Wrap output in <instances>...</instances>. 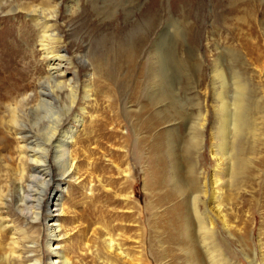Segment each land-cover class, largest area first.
Wrapping results in <instances>:
<instances>
[{
  "label": "rangeland",
  "instance_id": "rangeland-1",
  "mask_svg": "<svg viewBox=\"0 0 264 264\" xmlns=\"http://www.w3.org/2000/svg\"><path fill=\"white\" fill-rule=\"evenodd\" d=\"M56 4L51 31L62 41L53 45L72 59L64 80L82 84L75 112L80 118V109L87 111L84 125L75 114L64 124L75 127L81 141L72 148L76 179L63 181L54 194L63 170L51 159L53 181L35 195L44 219L26 227L14 185L21 156L0 147V184H13L0 215V264L9 263L15 230L26 232L20 237L26 256L49 264L47 217L56 208L50 198L59 205L58 251L71 264H186L190 256L211 264L197 216L213 218L209 242L231 264H264V0H6L0 3V98L9 85L40 92L50 62L39 42L44 27L33 22L42 14L27 8L39 12ZM236 81L249 99L237 136L220 98L224 92L234 103ZM50 83L45 88L62 115L69 100ZM19 115L29 142L42 143L47 122L30 112ZM254 115L259 136L252 140ZM1 118L10 124L5 106L0 127ZM226 147L236 148L238 160L231 181L224 171L229 160L213 176L219 163L213 152ZM213 178L226 183L218 189L224 221L210 206Z\"/></svg>",
  "mask_w": 264,
  "mask_h": 264
},
{
  "label": "bare ground",
  "instance_id": "bare-ground-1",
  "mask_svg": "<svg viewBox=\"0 0 264 264\" xmlns=\"http://www.w3.org/2000/svg\"><path fill=\"white\" fill-rule=\"evenodd\" d=\"M4 1L6 0H0V3H3ZM34 8L35 7L31 6L28 7L27 10L29 13L42 14V17L35 15L33 18V22H35V24H37L38 26L44 27V31L42 30V35L39 42L42 47L43 56H45V59H49L50 62L48 65L49 67L47 68L48 75L44 78L43 82H41L40 92L35 91L29 93V91L27 90L17 89L16 87L14 88L12 85L8 84L9 87L4 92L6 99H3L5 97L0 98V106H2L3 108L5 106L7 113H9V115L11 116L10 120L8 121V123L10 124H6V121L1 118L2 124L4 125L0 127V147L8 150L9 152L16 150L17 153H19L21 156L20 160L21 164L23 165L20 166L19 170H17V182L14 183V185L16 195L19 198V203H23H20L22 205H19L17 209L21 212L22 216H20V219L24 222V225L26 227H35L36 225L34 224L41 222V220L44 219L42 211L43 201L35 195H38V193L40 194V192L43 193L42 191H44L47 186L53 181L52 161L53 163L57 164L60 169L63 170L62 175L57 182V185L55 186L54 194H56L57 189L61 187L63 181H66L68 178L76 179L77 162L75 157L73 156L72 148L74 143H81V141L80 139H76L77 131L76 129H73L75 127L71 129L69 128V130L68 128H66L67 126L64 127V124L66 120L65 118L67 116L75 114L73 115V117L75 116V119L77 118L75 122L79 125H84L83 116L86 115L87 112L86 107H82L80 109L82 115H80V118L79 115H77L78 113L75 112V109L78 106L80 93L79 89L80 85L82 84H76L74 77L69 78L68 80H64L65 78H67L66 66L70 63L69 61H71L72 63V59L67 52H56V46L54 47L53 45L55 42L62 41L58 34L53 33L54 30L51 31V29L53 28L52 24H54L58 18L57 14L59 12V4H56L53 8H50V10H42L39 12L34 11ZM47 12L49 14L45 15V13ZM49 30L51 31V34H49ZM220 79L223 82L226 80V77L222 72L220 74ZM50 82H53L56 88L65 92L69 100V103L65 105L66 109L62 115L61 112L59 113L58 110H55L56 104L54 102V99L53 97H50L52 96L51 93L48 92L45 88V84L51 85ZM237 83L238 82L236 81V83L234 84L236 85V87L234 86L236 88V91L233 104H228L226 98L227 96L224 95V92L220 93L222 110L225 113V120L227 121V124H229V127L231 125V129L234 131L236 136L239 134L241 126L244 123V119L242 118L244 113L243 110L246 102L249 100L246 98V88ZM92 88V84L87 85V88L85 89V99L90 98ZM15 89L20 91L15 92ZM30 104H32L33 106ZM29 105L30 107H28ZM20 110H22V112H26L27 115L30 112L32 116H36L42 122H47L48 132L46 134V138L44 139V141H42V143L38 142L37 140L34 142L31 140L33 143L31 141L29 142L32 137L22 130L23 118H21L22 115L18 116V112ZM251 120L255 124V128H253L254 130H252L253 132L251 133L252 140L253 138L258 139L259 134H257L255 131L258 130L257 123L260 118L254 115ZM11 146L13 147V149H11ZM235 151V147H231L230 152L228 150V147H226L225 150H223L221 153H216V151L213 152L217 157L216 159L219 161L217 169L213 176L218 177L219 174H222L220 163L221 161L226 162L229 160L230 162L227 165L228 168L224 169V171H226V175L228 176V179L230 181L235 177L236 165L238 161L237 158L233 157ZM240 161L244 163V158H242ZM123 173L125 174V172ZM125 176L128 177L129 175L126 174ZM228 179L226 182H228ZM225 184V182L221 183L220 179H214L215 188L212 189V196L210 198V206L213 210V215L216 216L217 219L221 218L223 221L225 217L224 207L222 204H218L221 200V194L219 193L218 189L224 188ZM12 186L13 184L11 183L10 185L7 180L5 181L4 185L0 184V215L5 214L3 206L8 205V201L12 200ZM131 194H133V192ZM131 194L128 193L125 198H127V200H131ZM204 195L208 196V192L205 191ZM197 196L199 195L193 196L194 199H198ZM194 204L196 205V200H194ZM204 204L207 206V201H204ZM48 205H51L52 207L54 206L56 208L54 210L52 209V211H48L47 229L49 230L50 235L47 239L46 244L49 248L50 254H48L49 257L46 256L48 258L47 260L49 261V264H58L61 258H63V264H71L66 257L60 256L61 253L58 251V248H60L59 233L61 232L62 226L60 224V216L57 215L59 213L56 214V212H58L57 208L59 206L57 199L50 198ZM5 209L7 208L5 207ZM197 218L200 224V229L202 231L201 235L203 238V242L205 244V248L207 249L206 253L207 255H209V262H211V264H231L230 260H226L227 256L223 252V250L218 249L216 247V244H213V242H209L210 235L215 231V221L213 220V218L211 217V219H201L199 216H197ZM2 219H4L3 216ZM15 231L13 233V236L18 235V239H14V237L11 239L12 244H9V255L6 256V261L9 262L8 264H12V262H10L12 257H14L15 261L17 260V263L19 264H44L40 256H35V258H33L34 260L29 259V256H26V251L23 250V247L25 248V246H23V244L21 245L22 239L20 238L21 236L26 235V232H24L23 230L19 232ZM37 242L38 241L33 242L35 251H33L32 254L35 255L37 253V248L40 247L39 243ZM188 252L191 251H189L188 249ZM190 257H187L186 260L184 259L186 264H199L195 260H190Z\"/></svg>",
  "mask_w": 264,
  "mask_h": 264
}]
</instances>
